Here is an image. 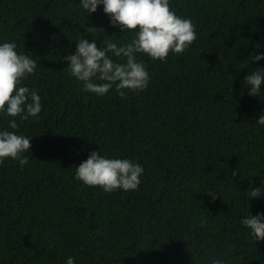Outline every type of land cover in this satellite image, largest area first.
Wrapping results in <instances>:
<instances>
[{"label":"trees","instance_id":"16d2710c","mask_svg":"<svg viewBox=\"0 0 264 264\" xmlns=\"http://www.w3.org/2000/svg\"><path fill=\"white\" fill-rule=\"evenodd\" d=\"M79 0H0V42L36 60L21 86L35 88L42 110L20 120L28 163L0 164V264H264V239L239 221L264 213V85L249 95L244 76L264 61V0H169L196 39L162 62L137 54L149 73L143 91L113 86L84 92L65 56L76 39L126 44L98 6ZM93 26V32H84ZM12 117L0 114V128ZM135 160V191L104 192L74 179L90 151ZM235 171L236 175L231 173ZM262 181V182H261ZM217 191L214 202L206 193Z\"/></svg>","mask_w":264,"mask_h":264},{"label":"clouds","instance_id":"9594fccd","mask_svg":"<svg viewBox=\"0 0 264 264\" xmlns=\"http://www.w3.org/2000/svg\"><path fill=\"white\" fill-rule=\"evenodd\" d=\"M109 17L112 27L121 32L134 30L131 42L120 44L107 40L98 48L95 39H76L75 51L65 56L69 75L80 83L81 90L103 96L115 86L121 96L125 89L143 91L150 82L149 73L137 54L153 60L164 61L169 54L181 53L196 39L195 25L188 17L170 10L169 0H79L78 6L89 14L98 6ZM93 26L85 27L91 33ZM253 61H264V52L252 56ZM36 60L25 52H19L15 41L0 42V114L12 117L7 129L0 128V164L11 159L20 167L28 163L30 140L16 130L15 117L27 120L37 117L42 110L41 96L35 88L21 86V81L34 72ZM249 85V95L256 96L264 85V67H257L244 76ZM255 124L264 127V116ZM144 169L135 160L122 156H108L92 150L87 158L76 165L74 179L84 186H98L104 192L116 190L135 191L141 183ZM232 176L236 172L231 173ZM262 182V181H261ZM211 201L217 198L216 190L206 192ZM264 195L260 186L248 190L249 198ZM239 223L249 229L256 241L264 239V213L255 215L248 211ZM65 264H76L74 256H68ZM212 264H226L224 259H214Z\"/></svg>","mask_w":264,"mask_h":264}]
</instances>
